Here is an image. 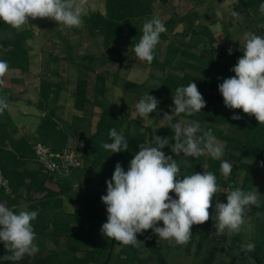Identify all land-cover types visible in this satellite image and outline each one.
<instances>
[{
  "label": "trees",
  "instance_id": "16d2710c",
  "mask_svg": "<svg viewBox=\"0 0 264 264\" xmlns=\"http://www.w3.org/2000/svg\"><path fill=\"white\" fill-rule=\"evenodd\" d=\"M104 1L105 13L93 11L88 15H84L83 29L92 37L93 45L103 48V51L98 53L101 56L97 57L100 63H103V65L116 63L113 59H107L105 55L111 53L119 56L121 61L124 60L125 68L130 69L134 64V61H129L131 54L134 53L133 46L136 44V39L139 40L142 35L143 23L155 16L152 6L156 0ZM169 1L161 0L165 4ZM236 2L243 7L246 13L250 14L254 10H259V6L264 3V0H236ZM262 20L264 24V17ZM179 23V20L172 19L166 27L167 31L160 35V41L165 42L171 39V35L175 32L174 30ZM189 31L195 36L205 37L210 46H215L217 43V39L208 25H204L201 30L190 27ZM189 31L179 33V35L188 36ZM177 34L174 33L173 35L176 36ZM261 34L264 36V28L261 30ZM29 40L35 42L33 28L24 27L22 30L17 31L0 21V59L8 62L9 70H19L23 74L30 71V52L33 50V45L27 43ZM120 46L123 48L122 51L119 50ZM242 55L243 53L238 49H233L231 55L228 54V49L222 50L219 54L213 52L198 54L192 50L182 49L171 42L167 45L164 59L160 44L156 46L153 62L149 64L141 61L140 66L144 69H154L163 66V64L168 66L174 61L183 74L170 72L163 77L157 118H161L164 112L171 114L172 94H175L177 87L187 86L191 81L195 82L206 101V107L193 116L182 114L174 117V122H180L181 120L196 121L203 129H211L214 136L223 142L224 153L227 155V162L232 165V171L240 170L245 181L251 180L254 184L256 182H263L264 184V167L260 166V163L264 161V124H259L254 116L243 113L242 109L227 108L218 90V85L223 82V78L235 75L230 69ZM178 56H182V59H178ZM64 58L68 57L64 55ZM70 58L69 55V60ZM52 59L57 60L58 58L51 53L49 61ZM71 59L76 61L75 57ZM93 65H78L77 84L73 93V108L83 114L87 112V106L92 105L88 91V76L89 73L94 72ZM219 68H223L228 73H221L218 71ZM109 69L107 68L108 71ZM51 75L58 76V72L51 73ZM105 76L99 74L96 77L97 80H101ZM218 77L221 79H218ZM2 79L4 82L0 84V98L7 97L8 106L3 112H0V169L10 180L11 192L6 193L3 189H0V203H4L12 210L19 212L22 210L23 203L26 202L27 207L25 210L38 211V217L32 223L37 234L35 243L38 245L39 251L34 257L26 255L19 261H6L0 258V264H105L112 240L104 237L100 232L102 224L107 220V212L104 208H99L98 204L100 196L106 195V193L102 192L97 195L93 192L94 178L91 174L99 168H103V173H108L109 179H111L115 165L118 162L125 171L128 170L130 161L139 151V145L149 142V136L147 132H144L142 120L127 119L122 112L117 115L113 107L96 102L97 105L93 102L94 109L91 116L99 114L97 116L99 119L95 123V129L90 138L85 140L86 147L81 156L84 166L91 164L92 167H87V172L91 176L87 179L85 191L73 193L72 183L75 180L72 181L69 178L72 175L69 177L50 175L39 164L34 152L36 142H42L55 151L73 148L70 144L71 137L67 129L61 127L57 118L48 112L51 95L55 90H59L60 86L55 80L41 78L39 100L36 106L46 113L39 118L36 128L37 135L35 141L32 142L21 133L8 109L10 102L13 101L12 96L8 94L10 90L8 88L11 87H8L9 84L21 83L23 79H11V82L8 81L9 83H7L5 77ZM122 82L123 91L135 90V95L139 96L140 99L143 97V93L139 92L140 89L146 87V82L129 79H123ZM95 110H98L99 113ZM214 111L229 113V122L225 131L216 130L217 123L211 119V114ZM233 114L242 116V119L232 120L231 116ZM73 120L81 123L83 117L75 114ZM112 128H115L128 141L127 151L111 153L110 150L103 148L104 143H111L109 130ZM171 135L172 133L169 131L168 136L170 139ZM170 143H174V141H170ZM165 154L172 155L182 169V154L176 156L171 152L170 147H166ZM221 161L226 160L201 155L193 158L192 164L185 169V172L187 175L194 172L202 173L205 168L216 175L220 188L231 189L233 186L237 187L238 184L234 179L225 180L221 174ZM60 177L65 180H59ZM51 180L56 182L59 187L58 191L47 185ZM103 188L104 191H107L106 185ZM242 189L255 191L254 187ZM259 193H261V204L257 217L263 223L259 225L263 230L260 233L259 243L255 244V248L250 251L258 260L257 263L251 257L253 264H264V188H260ZM215 197L216 195L213 197L212 207L209 209L211 216L214 212ZM66 198L72 202L76 210L75 213L64 208ZM211 221L210 218L202 225H195V231L199 234L202 233V229L209 225ZM138 235L142 243L149 247L158 264H168L166 258L160 252V247L148 231ZM119 246H122L121 252L117 253L116 249ZM6 254L8 253H6L3 243L0 242V257ZM215 257L216 247H214L209 257L203 261V264H214ZM246 258L248 257L242 259ZM109 264H146V262L136 245H123L115 241Z\"/></svg>",
  "mask_w": 264,
  "mask_h": 264
},
{
  "label": "clouds",
  "instance_id": "9594fccd",
  "mask_svg": "<svg viewBox=\"0 0 264 264\" xmlns=\"http://www.w3.org/2000/svg\"><path fill=\"white\" fill-rule=\"evenodd\" d=\"M84 5L85 0H0V21L17 31L30 24L29 18H47L67 29L79 28L84 22ZM259 11L264 14V3L260 4ZM231 15L242 19L239 12L232 11ZM166 31L160 18L153 16L146 20L139 42L133 46L135 57L151 64L160 35ZM239 51L243 55L230 69L235 75L223 78L218 90L227 108L242 109L243 113L254 116L259 124H264V36L246 34ZM232 52L233 49L229 48L228 54ZM8 71V62L0 59V84H3L2 78ZM172 97L171 114L164 112L162 118L174 133L171 139L153 135L148 143L140 144L127 171L119 162L116 163L111 179L106 180V195L100 198L107 212V220L100 232L123 245H138L141 241L137 239V234L147 230H152L159 239L186 245L192 237V226L202 225L210 218L215 221L217 235L226 230L232 234L239 233L246 213L258 203L257 191L233 186L226 193L227 202L217 201L215 215L211 216L212 199L221 193L216 175L204 168L202 173L194 172L184 175L183 179L178 178L181 175L180 166L172 155H166L162 149L170 147L176 156L183 154L184 157L196 158L207 154L220 159L224 146L211 129H203L199 122L191 121L183 127L174 122V117L182 114L193 116L206 107L195 82L177 87ZM159 104L160 100L146 93L135 105L139 118H148L150 113L158 110ZM7 106L6 100L0 98V112ZM231 119L240 120L242 116L233 114ZM197 133L202 134L197 136ZM109 138L111 143L103 144L105 150L111 153L128 150V141L115 128L109 130ZM260 166L264 167V161ZM231 170L229 162L221 161L220 171L224 177L227 178ZM173 192L175 198L170 195ZM66 204L68 210L75 213V207L69 201ZM38 214V211L28 210L16 212L0 203V242L8 253L0 258L19 261L26 255L35 256L39 248L35 243L37 234L32 222ZM161 221L162 227L159 226ZM245 247L250 252L254 245L249 243Z\"/></svg>",
  "mask_w": 264,
  "mask_h": 264
},
{
  "label": "rangeland",
  "instance_id": "374dc122",
  "mask_svg": "<svg viewBox=\"0 0 264 264\" xmlns=\"http://www.w3.org/2000/svg\"><path fill=\"white\" fill-rule=\"evenodd\" d=\"M98 6L90 5V8L93 7L97 11H102L105 13V1L99 0ZM100 9V10H99ZM104 10V11H103ZM152 11L155 17L160 18L165 26H168V23L171 22L172 19L176 21H180V23L176 26L175 32L178 33L176 36L171 35V39L167 41H160L158 45L161 44L163 59L167 50V45L171 42L181 47L182 49L192 50L198 54H207L208 52H213L215 54H219L224 49H238L240 45H243L246 34L254 33L256 35L261 34V30L264 28V24L262 23V19L264 14H262L259 10H254L250 14L246 13L243 7L236 2V0H221V1H180V0H170L169 3L165 4L161 2V0H156L152 6ZM232 11L239 12L242 15V19L235 18L231 15ZM93 12V11H92ZM204 25H208L215 35L217 39V43L215 46H210L205 37H198L190 33V27H194L197 30H201ZM26 26V25H25ZM24 26V27H25ZM23 27V28H24ZM83 29V26H81ZM34 33L35 29L33 28ZM84 30V29H83ZM189 31L188 36L179 35V33H187ZM82 33H77L75 35L67 34V32L57 29L56 33L47 37V39H42L41 36L35 33L37 36V40L32 41L33 50L30 52V71L26 73H22L20 79L25 80L26 82L34 81V86H40L41 78L52 79L60 82L65 77H73L75 70H68V65L64 62L66 59L63 57V53L65 51L64 46L69 44L71 47L77 46V49H84L90 44L91 36L88 32L87 35H81ZM88 42V45H87ZM139 40L136 39L135 43H138ZM81 45V47H80ZM92 45V44H91ZM90 45V46H91ZM79 46V47H78ZM89 47V46H88ZM93 53L98 54V52H102L103 48L99 46L93 45ZM119 50L122 51V46L119 47ZM56 56L58 59L51 62V67L47 69L45 63L49 60L50 54ZM69 55L75 57V50L71 49ZM107 59H113L116 63H107L100 64V69L90 73L88 78L91 80V92L89 91V95L92 96L93 93L97 94L95 101L92 99V105L89 106L90 109H94L93 102L103 104L108 107H113L114 112L119 115L124 114L127 119H141L143 122L144 132L148 133L149 141L153 135H159L161 137H169V131H171L173 136V131L169 127L168 122L162 120L161 118H157V111L149 114L148 118H139L138 113L136 111L135 105L140 100L139 96L135 95V90H130L128 92L123 91V79H129L137 82H146V87L140 89L139 93H143L144 96L146 93L149 95L155 96L158 100L161 98V84L163 81V77L170 72H174L177 74H183L182 70H180L178 65L173 61L171 64L164 65L161 67H157L154 69L150 68H142L140 66L141 60L135 57V54H131L129 61H134V64L130 69L125 68V64L123 61L119 59V56L106 53ZM99 56V54H98ZM101 56V55H100ZM99 56V57H100ZM49 57V58H48ZM65 59V61H64ZM98 58L91 59L88 58V64L97 62ZM178 59H182V56H178ZM68 62V60H67ZM67 68V69H65ZM102 68V69H101ZM109 69V71L107 70ZM52 71V72H51ZM109 73H108V72ZM218 71L221 73L227 74L228 72L224 71L223 68H219ZM58 72V76H53L51 73ZM230 72V71H229ZM104 74L108 79L111 91H107L104 95V91L102 86H98L97 91L94 89L96 86L94 84L97 81V75ZM8 82V80H7ZM17 85L19 90H22V85L20 83H13L12 86ZM99 84H102L101 82ZM8 85V84H6ZM10 85V84H9ZM18 90V91H19ZM95 90V91H94ZM139 91V90H137ZM95 95V94H93ZM107 95V96H106ZM109 95V97H108ZM95 98V96H94ZM108 98H110L108 100ZM28 102V101H27ZM21 105L20 108L26 110V106L28 103ZM71 104L73 102L71 101ZM97 104V103H96ZM36 105V104H35ZM98 105V104H97ZM71 107V106H69ZM37 109H39L36 106ZM36 109V111H37ZM70 109V108H69ZM96 109V108H95ZM99 113L98 110H95ZM12 112L17 114V111L14 109ZM87 113V112H86ZM78 114L84 117V114L81 112H77L74 110V115ZM99 114L95 116H85L88 117L87 123L84 124V121L80 123L78 126V130H81V133H76V138L73 139L71 137V145L76 149V152L81 157L84 152L86 142L91 136V133L95 129V123L99 117ZM73 117V116H72ZM211 119L216 121V130L225 131L227 129V125L229 122V113L222 111H214L211 114ZM73 121V119H70ZM181 126H186L189 121L181 120L178 122ZM38 125V124H37ZM78 132V131H77ZM200 133H197L199 136ZM218 141L221 142L218 138ZM75 142V143H74ZM223 144V142H221ZM93 146V145H92ZM224 146V144H223ZM92 148V147H91ZM166 147L162 149L165 152ZM207 155V154H205ZM209 156V155H207ZM220 159H225L227 161V155L224 153ZM193 162L192 157H184L182 154V169L181 175L178 177L179 179H183L184 175H187L185 169L189 167ZM91 166V164L85 165L82 169L75 171L72 174L71 179H75L78 175H81L82 178L80 181H76L72 183V192H80L86 190V182L87 179L92 175L93 176V192L97 195L100 193H106L104 191V186L106 185V180L109 179L108 173H103L104 169L99 168L97 171L92 173L87 172V169ZM103 170V171H102ZM225 180H232L238 184L237 187L241 188H252L258 192V203L256 206H253L250 211L246 213L245 223L242 225L239 233H229L227 230L217 235L216 229L214 228L215 221L212 220L209 225L205 226L202 229V233H198L195 231V225L192 226V237L190 241L186 245H177L173 240H162L159 239L157 235L152 233V230H147L151 236L153 237L156 244L160 247V252L166 258L168 264H203V261L207 259L210 253L213 251L214 247H216V261L214 264H231L233 258L241 253L246 252V245L251 243L254 245L258 244L260 241V233L263 230L259 225L263 224L261 220H258L257 212L261 204V193H259L260 188H264L263 182H259L256 184L251 180H244L243 173L240 170H231L230 175ZM59 180H65L61 178ZM69 181V179H68ZM50 188L55 191L59 190V187L56 185V182L51 180L47 184ZM76 185V186H74ZM255 185V186H254ZM232 188H221V193L216 194L215 204L217 201L226 203V193L231 191ZM173 198H175V193L171 194ZM101 197V196H100ZM64 208L68 210V206L66 201H69L71 205L72 202L66 198L64 200ZM215 204H214V212L215 215ZM27 207V203L24 202L22 205V210H25ZM99 208H104L106 210V206L102 203L101 199L98 204ZM159 226H163V222H159ZM137 239L139 241V235L137 234ZM140 251L142 257L145 259L146 264H158L155 256L151 253L149 247L146 244H143L142 241L138 245H136ZM122 246H119L116 249V252H121ZM253 248V249H254ZM241 251V252H240ZM246 259H240L237 261V264H253L251 257L247 256ZM245 258V257H244Z\"/></svg>",
  "mask_w": 264,
  "mask_h": 264
},
{
  "label": "crops",
  "instance_id": "0c3cea01",
  "mask_svg": "<svg viewBox=\"0 0 264 264\" xmlns=\"http://www.w3.org/2000/svg\"><path fill=\"white\" fill-rule=\"evenodd\" d=\"M97 2H99V0H85V5H84L85 14L84 15H88V13H91L92 11H97L93 7L90 8V5H95V6L97 5L98 6ZM104 10H106L105 7H104ZM99 12L102 13L101 10ZM29 23L30 24H27L25 27L34 28L35 33L38 34V36H41L42 39H47L48 36L56 33L58 28L67 32V34H71V35H75L77 33H82L81 35H83V34L87 35L86 31H84L82 29V27L67 29V28H64L62 25H57L56 22H54L50 19H47V18H45V19L37 18L36 20H32L31 18H29ZM36 38H37V36L35 35V40H37ZM91 40H92V37H91ZM92 42L93 41H90L89 45L87 42V45L89 47L87 46L84 49L80 45V47L82 48V49H80L81 51H79L77 49L76 45L73 47H71L69 44L64 46L65 51L64 52L61 51V53H63V57H64V55H66L68 57V58H66V61L64 59V61H65L64 64L66 63V65H68V67H67L68 70H75L76 72L74 74H72L74 76V78L73 77H71V78L65 77L60 82L56 81V83L60 86V88H59V90H55L53 92V94L51 95L50 106L48 108V112L53 114L57 118V120L60 123V126L67 129V131L70 134V137H73V139L76 138L75 137L76 133H79V134L81 133V130L79 131L77 129L78 126L80 125V122L77 123V121H75V120H73V121L70 120V119H73L72 116L74 115V110H75L73 108V104H71V101L73 102V93L75 92L76 84H77L78 71H79L78 65H80V64L89 65L87 62L88 58L95 59L98 57L97 53H95V55L93 53ZM71 49L75 50L76 61L72 60L71 58L69 60V55H68L69 53L68 52ZM53 59L50 61L48 60L45 63L44 67H46L47 69L52 68L50 66L51 62L52 61L55 62V60H53ZM67 60H68V62H67ZM91 64H94L92 66L94 68V71L95 70L97 71L98 69H100L99 67H100L101 63H100L99 59H97V62H94ZM67 68H65V69H67ZM91 73L94 74V72H91ZM21 74L22 73L19 70H9L4 77L8 81L11 82V79L19 78V77H21ZM88 81H89V91L91 92V89H90L91 88V83H90L91 80H89V78H88ZM33 82H34L33 80L30 82L29 81L26 82L25 80L23 82H21L20 84L22 85V88H23L22 90H19L17 85H15V84H14L15 86L10 87L11 84H13V83H10V85L8 86V87H10V88H8V89H10L8 91V94L11 95L12 99H13V101L10 102V105L8 107L9 113L12 116V118L14 119V121L16 122V124L18 125L21 133L24 134L32 142L35 141V136L37 135L36 128H37V124L39 122V118L42 117L46 113V112L36 108L35 104L39 100V86L38 85L34 86ZM100 82L102 84H99ZM7 83H9V82H7ZM94 84L96 86L94 88L96 91L98 89L97 88L98 86L103 87L104 95H105V93H107V91H111V89H110L111 85H109L108 79L106 77L101 79V80L95 81ZM93 94H95V95H93ZM93 94H92V96L89 95V97L93 101H95L97 94L96 93H93ZM94 96H95V98H94ZM108 97H109V95H108ZM3 99L7 100L8 98L3 97ZM109 99L110 98H108V100ZM27 101H31V102L28 103ZM26 102L28 103V105L26 106V110L23 111V109H21L20 106L26 104ZM69 106H71V107H69ZM89 106H91V105L87 106V113H85L84 117H83L84 124H86L88 122L87 119H89L88 117H85V116L90 117L91 113L93 112ZM14 109L17 111L16 115L14 114V112H12ZM36 109H37V111H36ZM87 124H89V123H87ZM90 150H92V149H90ZM81 178H82V176L78 175L75 179H71V180L72 181L75 180V182H76V181H80ZM74 186H76V185H74Z\"/></svg>",
  "mask_w": 264,
  "mask_h": 264
},
{
  "label": "built area",
  "instance_id": "2783aa9c",
  "mask_svg": "<svg viewBox=\"0 0 264 264\" xmlns=\"http://www.w3.org/2000/svg\"><path fill=\"white\" fill-rule=\"evenodd\" d=\"M34 152L39 164L50 175L69 177L84 166L83 160L75 148L55 151L42 142H36ZM0 189H3L6 193L11 192L10 180L5 176L2 169H0Z\"/></svg>",
  "mask_w": 264,
  "mask_h": 264
},
{
  "label": "water",
  "instance_id": "95a60500",
  "mask_svg": "<svg viewBox=\"0 0 264 264\" xmlns=\"http://www.w3.org/2000/svg\"><path fill=\"white\" fill-rule=\"evenodd\" d=\"M114 244H115V240L113 239L112 240V243H111V247H110V250L108 252V256H107V259H106V262L105 264H109L110 260H111V256H112V252H113V248H114ZM247 256H252L253 259L258 263V260L257 258L253 255V253L249 252V251H246V252H241L239 254H237L231 264H235L237 261H239L240 259L244 258V257H247Z\"/></svg>",
  "mask_w": 264,
  "mask_h": 264
}]
</instances>
